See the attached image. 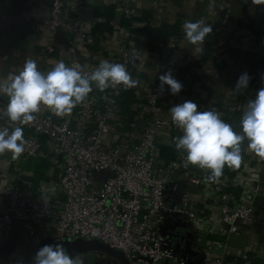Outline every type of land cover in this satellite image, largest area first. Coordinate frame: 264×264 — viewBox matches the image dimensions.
I'll return each mask as SVG.
<instances>
[{
  "label": "built area",
  "instance_id": "obj_1",
  "mask_svg": "<svg viewBox=\"0 0 264 264\" xmlns=\"http://www.w3.org/2000/svg\"><path fill=\"white\" fill-rule=\"evenodd\" d=\"M82 2L52 0L41 29L32 30L46 40L36 56L39 69L51 70L59 55L88 75L109 60L126 64L137 84L103 91L93 84L71 113L57 116L41 106L24 125L7 121V101L0 98V124L31 132L17 162L50 163V177L37 191L28 180L33 174L17 162L10 170L0 168V239L20 233L21 247L34 242L38 248L47 241L98 240L121 250L131 264H264L255 239L245 247L228 243L264 227V159L248 151L245 140L241 166H225L219 181L209 182V170L187 165L180 152L168 154L182 135L172 106L194 101L240 131L244 107L255 95L226 85L236 71L204 55L210 43L195 51L184 37L185 21L178 35H158L168 23L158 3L142 20L145 11L130 0H104L116 7L113 28L95 31L103 19L96 16L88 27ZM225 30L220 25L217 38ZM169 70L183 85L177 95L167 86L160 91L159 76Z\"/></svg>",
  "mask_w": 264,
  "mask_h": 264
},
{
  "label": "clouds",
  "instance_id": "obj_2",
  "mask_svg": "<svg viewBox=\"0 0 264 264\" xmlns=\"http://www.w3.org/2000/svg\"><path fill=\"white\" fill-rule=\"evenodd\" d=\"M182 28L185 39L197 52L201 51L200 45L213 30L204 19L186 20ZM250 79L247 72L240 74L235 91L247 89ZM159 81L161 92L165 86L172 95L182 91V83L171 70L160 75ZM93 84L103 91L117 85L135 87L137 80L124 63L101 60L90 74L85 75L78 65L68 66L63 60L43 72L35 59L28 58L18 73H9L0 81V96L7 97L4 115L8 122L19 125L34 121V114L41 106H46L57 116H64L88 98ZM170 113L175 125L182 130V135L174 138L175 149L184 155L187 165L209 170L206 178L209 182H218L225 166H241V146L245 140L248 151L264 159V87L244 107L240 131L225 122L216 110L202 111L191 100L172 106ZM26 143L22 126L0 124V154L10 152L16 159L24 152ZM32 264H84V257L70 253L60 240L40 247Z\"/></svg>",
  "mask_w": 264,
  "mask_h": 264
},
{
  "label": "crops",
  "instance_id": "obj_3",
  "mask_svg": "<svg viewBox=\"0 0 264 264\" xmlns=\"http://www.w3.org/2000/svg\"><path fill=\"white\" fill-rule=\"evenodd\" d=\"M51 1L0 0V81L6 79L9 73H18L26 59L36 60L46 40L39 29L35 33L32 30L36 27L41 29L43 17L48 15L47 8ZM80 1H83L86 7L84 20L89 27L94 24L96 18L95 7L104 0ZM130 2L132 6L146 12H150L158 3L161 13L170 24L204 19L213 29L204 42L211 44L205 46L204 55L219 57L222 60L221 68L228 65L229 70L236 71L234 77L226 79V85L234 89L240 74L247 72L251 79L248 88L244 90L256 95V92L264 87V0H130ZM220 25L226 30L217 38L216 32ZM226 39L228 41L226 46L213 48L217 42L223 45ZM54 58L55 63L62 60L59 55ZM0 98L7 101L6 96ZM42 107L46 112L50 111L46 106ZM33 159L45 162L38 174L24 170L21 167L22 161L17 162L11 153L0 154V168L4 171L10 170L13 163L17 162L24 172L33 174L27 179L32 189L37 191L40 182L50 177L48 174L50 163L43 158ZM257 228L260 231L245 235L244 238L233 236L228 241L230 247L243 245L245 247L255 239L258 248L264 249V227ZM19 234H4L0 239V264H32L33 257L41 245L38 248L33 245L34 242H30L21 247ZM81 256L84 257V264H115L99 255Z\"/></svg>",
  "mask_w": 264,
  "mask_h": 264
},
{
  "label": "trees",
  "instance_id": "obj_4",
  "mask_svg": "<svg viewBox=\"0 0 264 264\" xmlns=\"http://www.w3.org/2000/svg\"><path fill=\"white\" fill-rule=\"evenodd\" d=\"M95 15L97 17H100L103 19V21L97 25V28H95V31H100V30L102 31V29H104V28H106L107 30H111L113 28V25H112L113 20L116 16V7L114 5L107 6L105 4H98L95 7ZM149 15H150V12L145 11L143 13V17L140 19L146 20V19H148ZM122 24L129 26L130 21L127 19H122ZM180 24H181L180 21L176 22L175 24L164 23L158 29V35L164 37L165 39H167L168 37L173 36V35H178V33L180 32ZM124 97L126 99H130V100L132 99L131 98L132 96L129 94L124 96ZM229 117H230V119H234V117H236V116L235 115H229ZM30 133L31 132H27L24 129V136L25 135L27 136V134H30ZM176 153H178V151L175 149V147L172 148L170 150V152H168V154H171V155H175ZM44 165H45L44 161H42V160L37 161V160H34L33 158L31 160L29 159L28 161H22V163H21V167L24 170L34 172L35 174H38V171Z\"/></svg>",
  "mask_w": 264,
  "mask_h": 264
},
{
  "label": "water",
  "instance_id": "obj_5",
  "mask_svg": "<svg viewBox=\"0 0 264 264\" xmlns=\"http://www.w3.org/2000/svg\"><path fill=\"white\" fill-rule=\"evenodd\" d=\"M186 226V224H184ZM45 244H53L50 241L42 242L41 247ZM66 249L72 253L80 255L94 254L105 257L118 264H131L126 255L118 249L110 247L108 244L98 240H86L77 238L72 241H64Z\"/></svg>",
  "mask_w": 264,
  "mask_h": 264
}]
</instances>
